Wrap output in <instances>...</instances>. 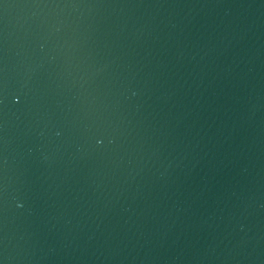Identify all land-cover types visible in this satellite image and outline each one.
<instances>
[{
	"label": "water",
	"instance_id": "obj_1",
	"mask_svg": "<svg viewBox=\"0 0 264 264\" xmlns=\"http://www.w3.org/2000/svg\"><path fill=\"white\" fill-rule=\"evenodd\" d=\"M57 0H0V38Z\"/></svg>",
	"mask_w": 264,
	"mask_h": 264
}]
</instances>
